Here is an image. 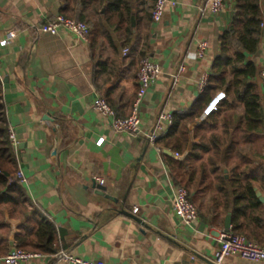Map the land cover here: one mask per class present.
Listing matches in <instances>:
<instances>
[{
    "label": "crops",
    "instance_id": "obj_1",
    "mask_svg": "<svg viewBox=\"0 0 264 264\" xmlns=\"http://www.w3.org/2000/svg\"><path fill=\"white\" fill-rule=\"evenodd\" d=\"M153 3L132 0L129 23H122L120 31L105 23L100 7L95 18L102 21L100 32L91 43L64 31L38 32L46 20L61 15L63 0H0V41L14 33L0 47L5 116L17 143L18 170L25 180L20 184L40 217L54 225L59 251L104 264H210L225 220L231 229V214L221 227L199 216L183 225L172 208L176 187L164 158L169 150H155L146 136L155 131L159 114L185 113L199 97L197 82L219 54L218 37L230 25L234 1L223 0L222 10L212 15L205 0H171L157 23L151 20ZM260 8L263 26L254 62L262 69L264 0ZM123 28L130 30L126 38ZM201 42L206 50L197 59ZM144 56L159 65L160 75L142 100L139 132L115 133L110 120L92 110L93 100L105 99L118 118L130 114ZM179 66L185 70L174 85L171 75ZM256 83L264 99V81L258 76ZM223 97L215 98L203 118ZM168 128L156 131L157 138ZM189 152L169 156L185 163ZM95 178L104 180L103 196ZM8 223L6 254L16 247L21 222ZM27 264L64 263L41 258ZM222 264L264 261L230 257Z\"/></svg>",
    "mask_w": 264,
    "mask_h": 264
},
{
    "label": "trees",
    "instance_id": "obj_2",
    "mask_svg": "<svg viewBox=\"0 0 264 264\" xmlns=\"http://www.w3.org/2000/svg\"><path fill=\"white\" fill-rule=\"evenodd\" d=\"M233 1L230 25L218 37L219 54L211 63L205 88L188 111L172 115V125L156 145L178 156L190 151L185 163L167 154L164 158L172 183L187 191L205 223L221 227L230 213L234 233L264 246V209L256 196L257 191L264 195V99L256 83L261 68L254 62L261 34V0ZM100 7L114 31L129 23L132 0H63L60 14L89 26L92 43L94 33L100 32L102 21L95 20ZM128 32L123 28L125 38ZM221 93L224 97L216 111L203 118ZM8 130L0 89V258L7 251L8 221L13 220L21 222L15 246L48 257L59 251L55 227L40 217L22 185L12 179L18 164Z\"/></svg>",
    "mask_w": 264,
    "mask_h": 264
},
{
    "label": "built area",
    "instance_id": "obj_3",
    "mask_svg": "<svg viewBox=\"0 0 264 264\" xmlns=\"http://www.w3.org/2000/svg\"><path fill=\"white\" fill-rule=\"evenodd\" d=\"M208 11L212 15L218 14L223 8V0H205ZM171 4V0H154L153 8L151 11V20L155 23L159 22L163 16L164 10L167 5ZM261 26H263L261 24ZM38 32L43 34L57 35L59 32H67L77 39L88 42V34L90 32L89 27L74 19L66 18L61 15H57L50 20H46L37 29ZM14 37V33H8L5 38L0 41V47H4L7 42L11 41ZM206 50V43L201 42L197 46L194 58H203ZM128 49L122 50V55L126 56ZM184 66H179L177 70L171 75V81L175 85L178 83L181 74L184 72ZM160 75L159 65L151 60L148 56H144L140 59L138 69L136 73L137 78V91L135 99L132 103L130 114L126 118H118L115 116L114 111L109 107L105 100L97 96L92 103V110L99 113L101 116L110 120V128L115 133H127L136 134L139 132V110L142 100L147 90L155 84ZM260 79L264 81V67L259 73ZM208 72H204L198 82L197 89L201 93L207 84ZM215 110V108H213ZM173 118L171 114L161 113L157 116L154 129L146 136L149 145L155 150H159L156 145L157 136L156 131L162 129L164 125L170 127L172 125ZM8 138L13 147H16V141L11 130H8ZM102 142V139L97 141L98 144ZM176 157L178 155L175 154ZM13 180L23 183L24 177L18 170L12 177ZM95 181L100 185H104V180L95 178ZM173 213L182 222L183 225L189 226L195 220L198 215L195 207L189 201L188 193L183 188H176L173 198ZM137 208H133L132 213L137 212ZM230 257H238L248 262H262L264 261V246H259L251 241H248L244 236L234 233L230 228L224 231L219 236V246L213 254L210 264H222L223 261ZM43 258H52L57 262L64 264H104L101 260H83L78 257H74L67 252L58 251L51 256H43L39 253L26 252L17 247L11 249L5 256L0 258L2 264H27L32 260Z\"/></svg>",
    "mask_w": 264,
    "mask_h": 264
},
{
    "label": "water",
    "instance_id": "obj_4",
    "mask_svg": "<svg viewBox=\"0 0 264 264\" xmlns=\"http://www.w3.org/2000/svg\"><path fill=\"white\" fill-rule=\"evenodd\" d=\"M164 153L167 154V155H171V152H170V151H166V150H165ZM94 187L96 188L97 193H98L99 195H101V196L104 195V191H105V188H104V187H102V186H100V185H95ZM256 196L259 198V201H260L261 203H264V198L261 197V195H260L259 192H256ZM229 227H230V220L227 219V220H225V224H224V229H225V231L229 230Z\"/></svg>",
    "mask_w": 264,
    "mask_h": 264
}]
</instances>
